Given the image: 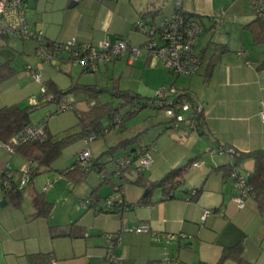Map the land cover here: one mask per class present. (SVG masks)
I'll return each mask as SVG.
<instances>
[{"label":"crops","instance_id":"1","mask_svg":"<svg viewBox=\"0 0 264 264\" xmlns=\"http://www.w3.org/2000/svg\"><path fill=\"white\" fill-rule=\"evenodd\" d=\"M148 1L27 0L24 17L30 28L42 31L47 42H64L74 37L80 43L95 44L106 37L123 36L130 44L141 45L145 35L132 25L138 19V13L146 11ZM253 1L182 0V11L201 17L204 25L196 41L200 65L190 77L171 74L159 60L142 50L134 60H130L126 52L101 65L95 74L90 73L93 79H100L88 82L82 80L86 77L82 75V67L72 65L67 53L59 54L51 62H41L36 53V41L0 32V65L9 63L13 71L12 76L0 82V108L11 104L20 107L44 105L47 103L44 98L48 95L45 92L48 80L62 91L69 90L74 84H95L100 101L99 93L106 90L113 94L115 90H130L150 98L159 87L172 86L180 93L188 92L196 97L202 106L197 129L185 136L184 130H171L166 116L160 120L152 119L149 129L137 132L140 138L135 145L150 149L153 162L142 172L131 168L124 172L121 197L132 207L119 215L94 213L80 206V201L88 199L92 191L105 197L118 183L113 179L115 177L103 180L96 168L89 170L85 179L74 187L72 203L76 211H83L76 216L73 207H67L64 210V219L67 220L63 221L52 215L32 217L33 194L43 192L47 198L54 196L57 191L53 186L55 180L46 177L42 182L43 176L34 178L31 189L23 192V187L21 190L19 209L3 197L0 189V201L6 200V204L0 206V264H28L27 255L36 252H52L53 261L49 264H102L109 246L106 233L113 232L119 235L114 253L121 259V264H167L166 258L181 264L199 261L213 264L224 246L238 241L244 244L246 260L251 264H264V219L249 196L244 197L243 206L238 207L233 200L236 190L232 176L218 168L235 161L233 154L219 153V147L238 152L264 148V121L259 115L261 106L264 107V42L255 43L246 27L254 19ZM168 5V11L165 5V8L161 6L164 17L173 12L170 0ZM217 14H221V23L215 28ZM3 19L6 24L17 26V10L9 9ZM23 63L36 69L39 81L32 79ZM161 70L173 80L168 82ZM67 97L74 101L69 95ZM81 99L85 107H77L76 102L74 105L84 110L88 102L84 95ZM24 100L28 104L21 106ZM48 111L47 107L40 108L35 122L30 116V124L45 121L51 133L48 119L44 117ZM127 129L125 122L120 131L113 129L110 132L118 134L123 131L126 135L121 139L130 138L134 134H127ZM169 130L173 135L168 133ZM182 139L185 142H181ZM119 140L114 137L113 141L116 144ZM0 144V174L10 171L18 183L22 177L18 180L17 174H21L26 161L17 153L9 154L4 144ZM193 157H197L198 165L187 167L183 185L172 192V197L157 188L149 194L150 202L137 203L148 192L144 184L159 180L181 161L186 160L187 164V160ZM252 168L253 161L246 159L236 169L247 176ZM46 184L49 187L44 191ZM199 187L201 191L196 199H190L189 194ZM204 210L210 213L201 219ZM65 221L75 224L77 234L51 238L49 227L67 225ZM139 225H147L150 231H133ZM123 227L129 230L124 231ZM151 232L181 233L184 236H177L166 244L161 237H153ZM225 264L234 262L227 260Z\"/></svg>","mask_w":264,"mask_h":264},{"label":"trees","instance_id":"2","mask_svg":"<svg viewBox=\"0 0 264 264\" xmlns=\"http://www.w3.org/2000/svg\"><path fill=\"white\" fill-rule=\"evenodd\" d=\"M170 1L172 2L173 0ZM159 3L160 0H149L145 5L146 11L138 13V19L143 20L146 26L158 24L163 20V11ZM182 13L186 17L196 16L193 14H187L184 11H182ZM197 17L202 20L201 17ZM136 21L133 23L132 28L138 30V28L136 27ZM246 27L252 33L255 43L264 42V17L259 18L254 16V19L249 24H247ZM50 44L51 43L48 42L47 45L50 46ZM12 72V67L9 65V63L1 64L0 82L12 76ZM45 87L46 94L52 95V100L50 102H54L57 105L63 104L64 106H67L68 109H71L74 112L76 116L75 126L77 127V130L71 133H64L61 136H56L49 133L46 128V136L42 141H26L13 146L14 153L19 154L26 161V165L28 167L26 185L32 184L34 178L38 174H40V172L44 168H49L52 163L61 155L62 151L74 141L81 139L84 142V139L93 133L96 135L97 139L99 136L105 135L113 129L115 131H120L128 118L136 114L141 108L145 106L155 109H162L160 105L156 104L153 101V95L150 98L142 97L140 94L130 90H115L113 96L118 98V103L112 105V103L110 102H101L100 100H98V87L95 84H74L69 90L62 91L58 89L53 81L48 80L45 83ZM77 92H81L82 95H84V99H86V101L88 102V106L84 110L78 109L74 105V101L69 100L67 97L68 95ZM181 96L184 100H190L191 98L188 92L181 93ZM40 105L41 104L20 107L18 104H11L2 106L0 108V142L3 144H7L12 137L19 136L23 128L27 125H30L31 123L30 113ZM123 107H125L127 110L122 111ZM139 136L140 135L137 134L130 138L121 139L104 152L108 155H111L112 157L111 168L113 167L114 162L121 156L128 155L133 163V161H135L139 154L142 151L146 150L145 147L137 148V146L135 145L139 141ZM116 152H120V156L118 158H115L114 156ZM233 155L235 156L234 162L221 165L218 168L224 169L227 176L230 177L233 175V173L238 172L236 168L242 161L246 159H251L253 161V168L251 172L246 176L248 193L245 197L249 196L254 200L257 211L264 219V148H257L248 152H238L236 150H233ZM195 161H197V157L190 158L187 160V164L185 167L174 168L159 180L144 184L148 192L140 197L137 203L150 202L148 196L152 190L157 188H160L166 195L171 193L170 196L172 197V192L182 187L184 182V174L187 167ZM93 168H96L99 173L103 170L108 174H110L112 170L111 168L110 170H106L107 167L105 166V163H102L99 158H92L89 166L85 168H81L77 164H73L71 168L63 169L60 172L67 177H70L75 182H80L85 179L89 170ZM130 168L134 170V167L131 164V166L127 167L124 172ZM123 175L121 178H119V185L123 184ZM12 177L13 176L7 179V185H4L3 179L0 182V189L2 191L3 197L8 199L15 208L19 209L22 203V188H18V183L15 182ZM109 180H111V178ZM200 191L201 188L199 187L194 191V195L189 194L190 199H196ZM107 197L108 195L105 197H99L95 193V190L92 191L88 197V205L86 206L87 209L92 210L94 213L105 212L119 215L122 211L128 210L132 207V204L124 201L121 197V201L117 203V205L113 206L112 209H103L102 205ZM51 205L52 204L47 202V200L45 199L43 192L34 193L32 196V206L34 209L32 217L47 218L51 211ZM74 226V223H70L64 226L49 227L50 236L51 238H55L61 236L76 235L77 233L75 232ZM107 234L117 236L118 242H115L116 238L108 239ZM106 238L109 241V246L107 249L105 260L102 264H115L111 260L109 252L112 251L114 253V247L119 243L118 232L106 233ZM243 251L244 244L242 241H238L230 246H224L221 249L218 260L213 264H225L227 260L233 261L234 264H251L244 258ZM51 261H53L52 252H36L27 255L28 264H49ZM175 264L181 263L177 262ZM196 264L211 263L199 261Z\"/></svg>","mask_w":264,"mask_h":264},{"label":"built area","instance_id":"3","mask_svg":"<svg viewBox=\"0 0 264 264\" xmlns=\"http://www.w3.org/2000/svg\"><path fill=\"white\" fill-rule=\"evenodd\" d=\"M27 0H0V32L8 34L14 38L20 39H33L36 41V53L41 62H51L59 54L67 53L69 56V62L72 65L81 66L83 70L95 74L101 65L107 64L110 61L121 57L126 52L130 60L136 59L142 50L146 51L152 58L160 61L161 66L175 76L190 77L195 74L200 65V56L196 50V41L204 29L202 21L195 16L186 17L182 13V0H173V12L164 17L158 24L146 26L143 20L138 19L136 21V27L145 35V40L141 45L130 44L128 39L119 36L115 38H103L95 44L80 43L76 38L71 37L64 42H48L44 39L42 31H38L29 27L24 17V7ZM252 13L255 17H264V0H254L252 3ZM9 9L17 10V26H11L4 22V14ZM214 27L217 28L221 23V14H217L214 19ZM241 54V53H240ZM26 70L30 72L32 79L39 81V73L33 66H26ZM154 102L162 107L165 116L169 119L170 128L176 132L178 130H184V136L190 131L197 129V125L202 117V106L196 97L191 95L190 100L182 99L181 93L178 92L172 86H161L154 91ZM52 95L45 96L44 101H51ZM68 110L67 106L63 104L56 105V112ZM260 119L264 121V107L261 106ZM46 123L40 122L37 124H30L23 128L19 136H14L7 144H4L5 149L9 154L14 153L13 146L22 142L28 141H42L46 134ZM96 139V135L90 134L84 139L85 143H89ZM219 153H231L233 150L226 149L224 147L218 148ZM92 160V156L89 150L85 149L79 152L76 156V164L79 167H87ZM153 162V157L150 149L142 151L135 161H131L128 155L118 158L112 167L111 173L108 174L105 171H101L99 174L102 179L109 180L112 177H122L124 170L131 166L134 167L136 172H142L150 167ZM198 161L191 164L192 167H196ZM22 179L18 182V188H23L27 183L28 167L25 165L22 169ZM3 176V177H2ZM12 176L11 172H4L0 174V178L3 180L4 185H7V179ZM233 187L236 190V194L233 196L234 202L238 207H242L244 204L243 198L248 193V185L246 183V176L239 172L233 173ZM49 184L43 187V190H47ZM123 194V184L116 183L114 185V191L108 195L105 199L102 208L112 209L121 201V195ZM168 194L167 196H170ZM194 195V191L190 193ZM88 205V199L80 201V206L86 207ZM126 209V207H125ZM210 213L209 210H204L201 219H204ZM122 230H129L122 228ZM135 232H148L150 231L147 225H139L133 229ZM155 238L161 237L164 242L170 243L177 236L183 237L184 235L179 233H164L157 234L151 232ZM107 238H116L115 242H118L117 236L107 234ZM111 260L118 264L120 258L116 256L112 251L109 252ZM167 264H175L176 262L170 258L165 259Z\"/></svg>","mask_w":264,"mask_h":264},{"label":"rangeland","instance_id":"4","mask_svg":"<svg viewBox=\"0 0 264 264\" xmlns=\"http://www.w3.org/2000/svg\"><path fill=\"white\" fill-rule=\"evenodd\" d=\"M140 1V0H138ZM144 1V0H141ZM169 0H160V5L162 6V8L166 7V11L169 10V5H168ZM165 5V7H164ZM23 67H25L27 64L23 63L22 64ZM159 69H161L160 67H158ZM162 73L166 76V79L168 80V82L173 80V77L171 75H168L164 70H161ZM92 74V73H91ZM90 72H84L83 71V76L86 77H82V80L88 81V82H96L98 81L100 78L98 79H93L91 76ZM25 81V80H24ZM156 81V80H154ZM100 95V99L101 101H109L110 103H112V105H115L118 103V98L113 96L112 94H110L109 92H101L99 93ZM98 96V94H97ZM70 98H72L74 100V102H76V106L77 107H85L84 104L82 102L83 99L82 98V94L81 93H73L71 95H69ZM28 101L24 100L22 101V105H27ZM56 103L54 102H47L43 105V103L35 108L31 113L30 116L32 118V122H35L37 120V116L38 114L37 111L42 108V107H47V110L49 109L47 115H45L44 117L48 119L47 123L49 126V129L51 130V133L53 135L56 136H61L64 133H71L75 130H77V127L75 126L76 123V116L74 114V112L71 109L62 111V112H55L56 110ZM123 110H127L125 107H123ZM152 116V117H150ZM165 115L162 109H155V108H151L148 106H145L143 108H141L136 114H134L133 116L129 117L128 120L126 121L128 129H127V134H136L137 132H139L140 130L144 129V128H150L151 127V123H152V119H164ZM123 131L119 132L118 134H115L113 132L107 133L105 135H101L99 136L96 140H93L89 143H84L83 140H76L73 143H71L70 145H68L61 153V155L52 163V165L49 168H44L40 174H38L35 178L38 177H44L42 182L45 180L46 177H49L51 180H55L53 182V186H55L56 190L54 196L52 197H46V193H44L45 199L47 200V202L51 203V211L49 215H52V217H54L55 219H57L58 221H63V220H67L64 219V210L66 211L67 207L72 206L73 207V211H76V206L72 203L73 201V196H74V187L79 184L78 182H75L73 179H71L70 177H67L66 175L62 174L60 171L63 169H69L72 167L73 164H76V156L79 152H81V150L84 149H88L91 152V156L92 158H99V160L102 163H105V166L107 167L106 170H110L111 168V160L112 157L111 155H108L107 153H104L107 149H109L111 146H113L114 143V137L117 138V140L123 138V135H126V133H122ZM169 134L173 135V132H171L170 130L168 131ZM115 134V136H114ZM133 135V136H134ZM197 134H192V136H196ZM114 136V137H113ZM185 139H182L181 142H185ZM116 142V141H115ZM1 144H0V150H1ZM79 150V151H77ZM77 152V154L75 155V153ZM96 154V155H95ZM115 158H118L120 156V152H116L114 154ZM94 169V168H93ZM19 170V168H18ZM14 171V170H13ZM16 172V171H14ZM21 172V171H20ZM17 173L14 174V176ZM22 174V172H21ZM21 174H17L18 176V180H20L22 177ZM115 180V182H118V179L115 177L113 178ZM60 181V182H59ZM64 181V182H63ZM31 184H27L24 186V191H27L29 189H31ZM53 198V199H52ZM55 207V208H54ZM54 208V210H53ZM53 210V211H52ZM83 211V209H81L80 211H76V216H79L80 213ZM72 220V219H71ZM74 221V220H73ZM66 223H70V221H65ZM72 222V221H71Z\"/></svg>","mask_w":264,"mask_h":264},{"label":"water","instance_id":"5","mask_svg":"<svg viewBox=\"0 0 264 264\" xmlns=\"http://www.w3.org/2000/svg\"><path fill=\"white\" fill-rule=\"evenodd\" d=\"M106 92H109L110 94H113V92H112V91L110 92L109 90H106ZM185 164H186V160H183V161H181V162L176 166V168H181V167H183ZM3 204H6V200H2V201H0V206L3 205Z\"/></svg>","mask_w":264,"mask_h":264}]
</instances>
